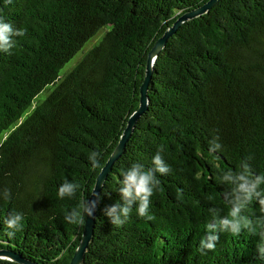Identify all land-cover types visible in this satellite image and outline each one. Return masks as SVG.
<instances>
[{
  "label": "trees",
  "instance_id": "obj_1",
  "mask_svg": "<svg viewBox=\"0 0 264 264\" xmlns=\"http://www.w3.org/2000/svg\"><path fill=\"white\" fill-rule=\"evenodd\" d=\"M207 1L0 0V16L24 30L9 53H0V189L11 191L9 200L0 199V249L38 264H70L87 215L70 224L65 212L89 199L138 109L155 42ZM148 96L100 192L111 195L98 201L83 264H261L255 258L259 235L247 230L219 233L207 254L198 242L210 208L221 216L230 211L223 172L246 163L253 174H264V0H220L182 24L154 64ZM216 136L222 149L210 152ZM161 146L171 172L160 177L151 198L153 219L133 211L123 226H113L105 210L119 199L121 169L133 162L150 167ZM93 150L103 152L97 169L87 160ZM65 180L81 185L71 199L57 196ZM13 211L22 212L24 222L9 238L3 220ZM243 215L256 222L264 206L254 200ZM256 230L264 232V224Z\"/></svg>",
  "mask_w": 264,
  "mask_h": 264
},
{
  "label": "clouds",
  "instance_id": "obj_2",
  "mask_svg": "<svg viewBox=\"0 0 264 264\" xmlns=\"http://www.w3.org/2000/svg\"><path fill=\"white\" fill-rule=\"evenodd\" d=\"M24 30L15 27L10 21L0 16V53H9L16 44V38L22 37ZM222 149L219 137H214L209 142V151L217 152ZM163 146L157 149L152 156L151 166L145 167L140 162H133L127 168L121 169L115 191L119 193L117 199L111 206L106 208L105 215L115 227L123 226L130 218L133 211L140 218L152 220L150 211L151 198L160 187V177L171 172V167L165 160ZM103 159L102 150H93L87 160L92 169L101 166ZM221 183L231 186V206L227 215H219L214 208L209 209L211 219L205 223L204 235L198 242V251L207 254V251L214 250L219 240V233L229 232L238 236L242 231L247 230L252 235H259L256 243L255 258L264 264V232L257 233L256 224H264V217H258L256 222L243 215L244 209L252 202L256 201L264 206V174H253L249 166L243 163L241 170H227L220 177ZM81 185L75 181L65 180L57 188V196L60 199L73 198L77 195ZM91 194H95L94 191ZM110 196L111 192L104 190L102 195L97 196V200L102 196ZM11 191L9 188L0 189V199L9 200ZM97 201L81 200L77 206L67 210L64 219L70 224L82 222L85 215H93ZM24 214L20 211H13L4 220L5 234L11 238L22 230Z\"/></svg>",
  "mask_w": 264,
  "mask_h": 264
},
{
  "label": "water",
  "instance_id": "obj_3",
  "mask_svg": "<svg viewBox=\"0 0 264 264\" xmlns=\"http://www.w3.org/2000/svg\"><path fill=\"white\" fill-rule=\"evenodd\" d=\"M220 0H208L205 4L201 5L198 8H195L189 12L184 13L181 15L175 23L166 30L162 37H160L152 47L151 51L149 52L147 64H146V71L143 83L140 87V102L138 109L132 113L127 121V125L120 137L118 144L116 145L114 151L108 158L107 162L101 169L97 179L95 181V185L93 187L92 192L94 191L95 194H91L89 200H95L96 208L93 212V215L88 217L86 216V221L82 233L81 240L79 245L70 261V264H83L85 254L87 252L88 246L91 243L94 235V227H95V218H96V209L98 205L97 196L100 195L102 188L104 187V183L112 170L113 165L115 162L123 155L126 149V145L131 138L137 122L139 119L144 115L148 108L149 104V86L153 75L154 64L164 49L168 39L175 34L177 29L187 21L193 20L197 17H200L206 13H208ZM0 259H5L13 262H17L19 264H38L31 262L29 260L24 259L18 254H15L7 249H0Z\"/></svg>",
  "mask_w": 264,
  "mask_h": 264
},
{
  "label": "rangeland",
  "instance_id": "obj_4",
  "mask_svg": "<svg viewBox=\"0 0 264 264\" xmlns=\"http://www.w3.org/2000/svg\"><path fill=\"white\" fill-rule=\"evenodd\" d=\"M103 32L104 31H101L96 36L91 38L83 46V48L73 58H71L69 62H67L64 65V67L60 70V75L61 76L66 74V73H68L70 70H72L76 66V64L80 61V59L83 57V55L97 43V41L102 36ZM48 88H50V87H47L44 91H42L40 93V95L38 96V100H43L46 97V95L48 94Z\"/></svg>",
  "mask_w": 264,
  "mask_h": 264
}]
</instances>
